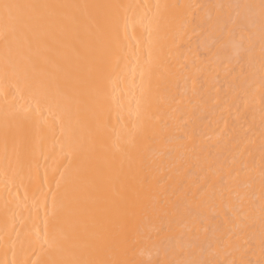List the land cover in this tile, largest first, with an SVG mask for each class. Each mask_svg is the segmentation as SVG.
I'll return each mask as SVG.
<instances>
[{"label":"bare ground","instance_id":"bare-ground-1","mask_svg":"<svg viewBox=\"0 0 264 264\" xmlns=\"http://www.w3.org/2000/svg\"><path fill=\"white\" fill-rule=\"evenodd\" d=\"M0 264H264V0H0Z\"/></svg>","mask_w":264,"mask_h":264},{"label":"snow or ice","instance_id":"snow-or-ice-1","mask_svg":"<svg viewBox=\"0 0 264 264\" xmlns=\"http://www.w3.org/2000/svg\"><path fill=\"white\" fill-rule=\"evenodd\" d=\"M20 7L19 5H4L5 9H11V8H18Z\"/></svg>","mask_w":264,"mask_h":264}]
</instances>
